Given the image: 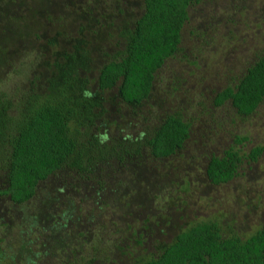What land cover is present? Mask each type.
Listing matches in <instances>:
<instances>
[{
	"label": "rangeland",
	"instance_id": "rangeland-1",
	"mask_svg": "<svg viewBox=\"0 0 264 264\" xmlns=\"http://www.w3.org/2000/svg\"><path fill=\"white\" fill-rule=\"evenodd\" d=\"M121 2L125 10L117 15ZM98 11L106 22L96 20ZM188 15L179 50L157 70L141 112L150 118L158 108L181 109L191 121L183 148L161 159L145 156L141 168L127 154L89 178L49 176L22 203L1 197L0 264H62L75 257L77 264H132L198 220H216L224 233L240 237L260 225L264 152L217 184L203 165L210 150L264 144V99L248 115L211 102L214 89L264 48V0H199ZM131 16L132 0H0V94L15 104L34 77L35 91L44 92L52 64L80 38L87 57L79 74L104 108L92 134L106 141L132 136V107L116 97V85L99 90L95 82L97 68L121 46L111 21ZM235 134L245 139L236 143ZM132 226L141 232L139 243L132 244Z\"/></svg>",
	"mask_w": 264,
	"mask_h": 264
},
{
	"label": "trees",
	"instance_id": "trees-1",
	"mask_svg": "<svg viewBox=\"0 0 264 264\" xmlns=\"http://www.w3.org/2000/svg\"><path fill=\"white\" fill-rule=\"evenodd\" d=\"M197 1L132 0V16L117 17L116 22L110 23L121 46L97 68L95 82L99 90L116 85V97L132 107V125L136 127L132 136L106 141L92 134L90 129L96 126L95 119L104 108L96 91L86 90L88 78L79 74L87 57L80 38L69 52L62 54L61 62L56 60L52 64L55 69L44 78V92L35 91L38 77H34L30 88L15 104L0 94V198L22 203L49 176L58 174L63 179L74 173L78 178H89L103 163L112 159L120 163L127 154H132V162L141 168L145 156L156 160L182 149L189 137L191 121L181 109L159 112L157 107L150 118L141 112L150 100L157 70L179 50L188 8ZM121 4L116 8L117 15L125 10V2ZM97 13L96 20L107 21L104 12ZM86 92L90 95L86 96ZM263 99L264 48L254 52L241 70L214 89L211 102L214 106L228 102L237 114L248 115ZM10 109H14L13 113ZM243 139L245 135L235 134L236 143ZM220 151L210 150L203 165L205 177L213 184L231 179L244 160H256L264 152V144H254L245 151L233 143ZM134 171L141 176V169ZM135 231L132 226V244L142 239L141 232ZM78 261L75 257L62 264ZM132 261V264H264V217L244 237L224 233L216 220H198L179 229L168 241L158 243L151 253Z\"/></svg>",
	"mask_w": 264,
	"mask_h": 264
},
{
	"label": "clouds",
	"instance_id": "clouds-1",
	"mask_svg": "<svg viewBox=\"0 0 264 264\" xmlns=\"http://www.w3.org/2000/svg\"><path fill=\"white\" fill-rule=\"evenodd\" d=\"M85 95H86V96H89V95H90V93H87V92H86V93H85ZM105 139H107V137H105Z\"/></svg>",
	"mask_w": 264,
	"mask_h": 264
}]
</instances>
